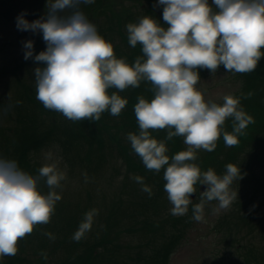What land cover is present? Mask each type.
Returning a JSON list of instances; mask_svg holds the SVG:
<instances>
[{
    "label": "clouds",
    "instance_id": "1",
    "mask_svg": "<svg viewBox=\"0 0 264 264\" xmlns=\"http://www.w3.org/2000/svg\"><path fill=\"white\" fill-rule=\"evenodd\" d=\"M94 2L46 0L47 10L40 18L29 22L26 13L17 17L18 30L42 33L46 45L33 55V41L23 42L24 59L41 65L34 68L36 99L73 122L98 121L104 112L119 116L125 109L127 99L117 92L148 83L152 98L137 97L134 114L139 131L128 133L127 140L147 170L164 169L171 214L186 215L192 205V218L202 222L207 203L216 201L214 213L230 208L238 199L232 186L242 178L239 166L227 164L222 175L212 168L201 171L195 163L197 153L212 152L221 135L226 146L237 145L253 118L239 97L225 95L223 103L206 100L197 87L201 80L197 69L214 75L221 65L234 74L257 68L264 57V0H157L156 6H164L165 26L148 15L126 25L129 45L139 44L142 51L132 64L117 58L113 44L81 10L82 4ZM110 89L117 91L109 94ZM229 119L230 133L224 130ZM160 130H166L165 140L183 137L187 149L170 158L165 140L151 135ZM41 178L49 188L46 194L38 188ZM65 179L55 164L42 166L34 176L15 160L0 157V258L16 255L19 240L50 222L61 199L55 190ZM134 179L149 197L153 195L142 177ZM198 184L206 188L199 203L192 204ZM96 214L95 209L85 213L74 240L90 231Z\"/></svg>",
    "mask_w": 264,
    "mask_h": 264
},
{
    "label": "trees",
    "instance_id": "2",
    "mask_svg": "<svg viewBox=\"0 0 264 264\" xmlns=\"http://www.w3.org/2000/svg\"><path fill=\"white\" fill-rule=\"evenodd\" d=\"M11 1H3L8 7L5 10L6 17L12 15V9L9 8L12 7ZM116 1L120 3V6L116 5ZM209 2L211 3V0ZM45 4L46 0H19L18 2L21 8L25 7L24 11L21 8L19 10L21 13H26L24 18L29 22L32 18L36 20L44 14L42 10L47 9L44 10L42 7ZM156 5L157 0H95L92 7L86 10L85 15L96 27L99 26V18L103 15L105 22L101 21V23L106 26V40L113 44L117 58H126L129 64H132L137 56L142 55V51L139 44L135 48L129 45L126 25L138 22L140 17L148 15L165 26L162 16L164 6ZM106 10L109 11L108 15L105 13ZM109 18L114 24H108L106 19ZM45 48V42L39 40L37 54ZM25 65H29V59H24L16 65L13 71L16 86L20 89V92L15 95V101L25 103V106L19 103L14 104L15 116L20 115L21 125L14 131L9 129L7 133L4 130L0 133V157L15 160L21 169L35 176L42 167L38 159L41 153L56 149L59 150L60 157L69 168V175L73 179L80 180L76 174L82 175L92 180H81V182L91 183L96 179L94 183L96 184L106 169L108 152L114 151L116 161L124 164L133 177H142L144 185L152 189L153 195L149 197L148 193L142 191V185L138 183L137 194L132 197L125 195V198L119 199L118 206L111 209L106 216H102L98 220L99 225L98 223L94 225L95 237L87 238L86 234L81 240L76 241L73 236L83 221L85 213L99 209L87 190L77 188L78 199L84 197L83 199L79 202L56 203L50 222L36 226L30 235L19 240L18 257L16 254L14 256L17 258L12 257L0 264H24L22 253L25 251H30V256L38 257L32 264H97L96 259L108 263L112 261L110 258L114 259L118 253L119 246L113 240L117 228L121 226L120 220L138 226L131 230L139 229L142 232V236L135 244L138 249L133 253L128 264H169L174 250L185 237V232L194 219L192 205H189L186 215L171 214L172 205L164 190L166 183L163 179L164 169H161L159 173L147 170L127 140L128 133L139 131L134 105L138 102V96H144L149 100L152 98V93L149 91L150 85L142 81L137 88L130 87L123 92H117L122 98L127 99L126 107L119 116L104 112L98 121L73 122L59 112L46 109L36 99L35 83L27 85L19 79L18 72ZM197 71L200 79L212 75L207 69H197ZM217 72L229 74L241 82L240 90L234 96L239 97L241 107L253 118V123L247 126L243 135L238 136L237 145L226 146L221 135L212 152L198 151L195 163L201 171L212 168L218 175H222L226 165L231 163L239 166L242 173L240 180L243 183L259 186L260 182L257 183L256 180H263V178L256 174V170L264 167V57H261L257 68L251 73L226 72L222 65ZM113 91L117 90L110 89L109 94ZM248 93L252 95L248 96ZM25 108L28 109V113L25 112ZM224 130L232 132L231 119L226 121ZM151 135L158 140H165L167 132L166 130L152 131ZM165 143L168 148L166 154L170 158L177 152L187 149L183 137L176 136L171 140H165ZM115 171L120 175L117 169ZM200 186L199 184L196 186L198 199L202 192L199 189ZM38 188L45 194L49 191L44 178L40 179ZM196 203L194 198L192 204ZM83 207H85L83 214H80ZM250 210L253 213V210ZM248 217L250 216L244 211V214L238 218L242 220ZM262 220V217H258L252 223H247L248 220L245 222L250 231H258L262 228ZM237 225L234 223L235 227ZM232 232L233 230L229 228L230 241L234 242L238 238ZM45 233H50L53 238H49ZM144 234L149 237L146 239ZM58 248L64 250V256L61 257L64 259H56ZM229 256H231L230 264H264V247L244 244L238 240V244L232 250L220 256L213 255L211 262L224 264L222 260Z\"/></svg>",
    "mask_w": 264,
    "mask_h": 264
},
{
    "label": "rangeland",
    "instance_id": "3",
    "mask_svg": "<svg viewBox=\"0 0 264 264\" xmlns=\"http://www.w3.org/2000/svg\"><path fill=\"white\" fill-rule=\"evenodd\" d=\"M3 1L0 0V133L3 130L7 133L9 129L14 131L21 125V122H19L20 115L15 116L14 104L19 103L21 106H25V103L15 101V95L20 92V89L16 86L13 74L15 66L24 60L25 50L23 42L27 40L33 41V55H35L37 54V43L39 40H43V37L40 32L33 33L31 31L18 30L16 21L17 17L21 14L19 10L21 7L18 5L19 0L11 1L10 6L12 7L9 8L12 9V15H7V17L5 16V10L8 7L4 5ZM115 3L117 6H120V3L117 1ZM92 5L93 3L82 4L80 7L85 14L86 10L92 7ZM125 6L129 5L125 4ZM42 8L46 10V4ZM21 10L24 11L25 7H22ZM42 12L45 11L42 10ZM105 13L108 15L109 11L106 10ZM102 16L99 18L100 24L97 30L107 39L106 26L101 23V21L105 22ZM33 20L35 18H32ZM106 21L109 25L114 24L110 18L106 19ZM37 66L41 65L30 58L29 65L23 66L18 72L19 79L27 85H34V68ZM4 69L7 71H3ZM197 87L204 92L206 100L211 99L214 102L223 103L225 95L234 96L240 90L241 82L229 74L216 72L214 75L202 78ZM24 110L28 113L27 108ZM59 153V150L51 149L42 152L38 159L41 162V166L55 164L60 171L66 174V179L61 181V187L55 190L61 196V199L57 203L60 201L79 202L84 197L78 199L77 188L87 190L91 194L93 203L99 209L93 218L90 231L86 234L87 238L95 237L94 225L97 223L99 225L98 220L102 216L109 214L111 209L118 206L117 201L119 199L125 198V195L132 197L137 194L139 191L138 182L124 164L116 161V153L114 151L108 152L106 169L96 184H94L96 179L91 183L88 181L81 182V180H92L82 175L76 174L80 180L73 179L69 175V168L63 163ZM115 169L118 170L120 175L116 173ZM256 174L263 178V180H256L257 183L260 182L259 186L258 184L243 183L241 180L234 182L232 187L233 189L237 188L238 199L233 202L230 208L214 213L212 209L215 207L216 201L205 205L203 221L197 222L193 220L185 232V237L174 250L169 264H212L213 255L218 254L220 256L224 252L232 250L238 244V240L244 244H254L264 247V167L257 169ZM199 201L200 197L199 199L195 198V202L199 203ZM84 208L80 214H83ZM250 209L253 210V213ZM244 211L250 217L241 220L238 217L244 214ZM258 217L263 218L262 228L258 231H250L247 223L254 222ZM246 220H248L247 223L245 222ZM234 223L238 225L235 227ZM119 224L121 226L117 228L115 232L116 236L113 240L119 246L117 249L118 253L114 259L110 258L112 261L108 263L96 259L97 264H124L126 262L128 264L133 253L138 249L135 244L139 237L142 236V232L139 229L131 230L138 228V226L130 224L125 220H120ZM229 228L233 230L232 234L238 238L234 242L230 241L228 235ZM165 235H168V233H165ZM144 236L146 239L149 237L147 234H144ZM64 253L62 248H58L56 259L63 257ZM15 256H4L0 258V263L12 257L17 258L18 253L17 257ZM22 258L24 259L22 261L24 264H32L38 259L35 255L30 256V251L23 252ZM222 263L230 264L231 256L225 257Z\"/></svg>",
    "mask_w": 264,
    "mask_h": 264
},
{
    "label": "water",
    "instance_id": "4",
    "mask_svg": "<svg viewBox=\"0 0 264 264\" xmlns=\"http://www.w3.org/2000/svg\"><path fill=\"white\" fill-rule=\"evenodd\" d=\"M205 188H206L205 185H201L199 189H200V191H204ZM195 196H196V193L192 194V196L190 198L193 200L195 198Z\"/></svg>",
    "mask_w": 264,
    "mask_h": 264
}]
</instances>
